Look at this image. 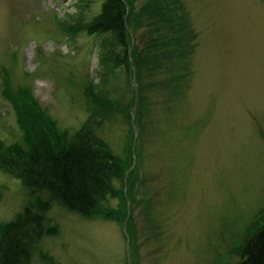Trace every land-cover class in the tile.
I'll use <instances>...</instances> for the list:
<instances>
[{"label":"rangeland","instance_id":"1","mask_svg":"<svg viewBox=\"0 0 264 264\" xmlns=\"http://www.w3.org/2000/svg\"><path fill=\"white\" fill-rule=\"evenodd\" d=\"M75 1L0 0V142L9 146L23 134L13 108L21 97L12 96L5 81L15 91L27 89L62 130L74 132L100 121L96 134L126 157L133 149L134 130L123 107L134 98L138 80L133 72L131 81L119 72L98 88V40L86 31L70 39L57 22L77 15ZM144 1L136 0L137 6ZM103 2L91 0L86 19ZM181 2L196 34L183 85L164 58L143 75L147 89L139 122L145 131L136 140V152L146 177L142 198L140 183L135 185L139 203L132 236L138 253L132 255L138 260L131 261L223 264L228 252L227 264H234L240 259L232 252L235 244L264 203V0ZM167 15L166 21H181L179 10ZM148 29L143 25L138 31L141 48ZM178 29L184 31L183 25ZM91 86L120 108L92 117ZM16 175L0 168V222L15 219L32 201ZM111 199L108 204L118 207L120 199ZM37 209L30 207V215ZM99 215L88 218L53 205L43 220L57 225L58 233L44 234L38 251L48 252L59 264H127L124 226ZM38 251L29 264H44Z\"/></svg>","mask_w":264,"mask_h":264},{"label":"trees","instance_id":"2","mask_svg":"<svg viewBox=\"0 0 264 264\" xmlns=\"http://www.w3.org/2000/svg\"><path fill=\"white\" fill-rule=\"evenodd\" d=\"M90 1H75L77 15L69 14L70 19L66 17L65 21L66 19L58 18L57 22L70 39L78 32L86 31L98 40L99 70L102 76L98 88L108 85L110 79L115 78L119 72H124L130 81L131 73L136 74L139 94L135 123L141 139L145 125L139 120L143 117L141 108L147 89L143 83L144 70L150 65H158L164 58L172 62L180 84L183 85L184 78L188 75L185 71L188 69L191 45L196 37L188 11L181 3V21L175 23L166 21L169 15L167 10H164L167 14L163 11L162 0H145L140 7L136 0H104L100 11L86 19L84 12ZM182 22L184 31L178 29ZM143 25L149 29L143 36L147 38L146 45L141 48L137 35ZM130 81L127 82L131 91ZM93 88L95 89L92 86L89 88L94 102L90 106L92 117L98 115L103 118L111 111L108 108H120V103L113 102L104 94H97ZM10 92L12 96L16 94L21 97L15 102L14 108L23 134L20 141L9 146H3L0 142V168L18 174L16 176L22 180L32 201H28L23 212L15 219L0 222V264H29L33 254L38 251L42 236L58 233L57 225L47 226L43 220L47 209L55 204L88 218L100 214L104 219L123 223L127 214L124 176L129 160L114 154L110 145L96 134L102 124L100 121L92 120L74 132L62 130L56 127L55 120L36 112L29 105L26 97L31 93L27 89L15 91L12 88ZM129 101H132L131 105ZM110 104L116 106H109ZM134 104L133 98L124 105L127 117ZM130 117L131 115L128 120L131 122ZM128 158L131 156L128 155ZM134 173L135 171H130L127 175L128 197L131 202L128 228L133 229L132 235L136 230L135 207L139 203L134 194ZM120 181L122 184L118 186ZM113 197L120 199L118 207L108 204ZM30 207L38 208L37 213L30 215ZM153 226L158 228L156 224ZM151 227L152 225L149 229ZM132 235L138 252V244ZM235 246L232 252L240 259L234 264H264V203L245 226L243 239ZM38 255L44 264H59L46 251H38ZM228 256L226 252L222 258L226 260L223 264L230 261ZM213 264L220 263L216 261Z\"/></svg>","mask_w":264,"mask_h":264}]
</instances>
